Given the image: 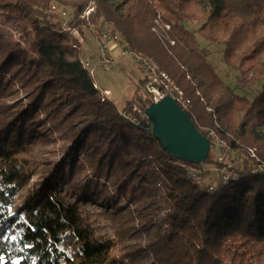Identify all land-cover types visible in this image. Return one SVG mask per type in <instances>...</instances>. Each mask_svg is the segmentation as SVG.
<instances>
[{"label":"trees","instance_id":"trees-1","mask_svg":"<svg viewBox=\"0 0 264 264\" xmlns=\"http://www.w3.org/2000/svg\"><path fill=\"white\" fill-rule=\"evenodd\" d=\"M92 2L113 34L180 87L197 130L210 128L231 152L251 148L264 161V0H0V10L30 19L27 43L38 57L27 62L13 46L0 50V78L16 68L11 80L32 86L33 96L31 104L18 101L0 116V264H264V169L249 161L224 166L209 150L202 165L219 176L201 187L189 176L200 164L162 150L135 92L121 110L101 102L66 31L79 25ZM53 3L73 9L65 30L52 23ZM157 17L168 32L155 24ZM185 24L199 26L204 41L223 44L225 63L239 71L243 87L258 85V93L248 99L224 90ZM44 113L69 123L62 141L70 148L54 174L37 173L35 141L44 140L38 131ZM223 169L228 181L221 179ZM88 170L99 174L104 189L93 196L73 183ZM110 189L112 202L105 197ZM86 201L117 213L119 203L132 207L135 240L144 235L148 245L130 249L128 262L113 259L114 243L92 227L80 204Z\"/></svg>","mask_w":264,"mask_h":264},{"label":"rangeland","instance_id":"rangeland-1","mask_svg":"<svg viewBox=\"0 0 264 264\" xmlns=\"http://www.w3.org/2000/svg\"><path fill=\"white\" fill-rule=\"evenodd\" d=\"M107 2L108 4H115L117 0H107ZM52 6L56 7L55 11L49 12V15L53 17L52 23H58L61 26L63 25V29L65 30L68 23L73 20V9L58 3H53ZM88 7H91L90 13L88 14L87 12L88 15H84L85 13L82 12V15H80L79 25L74 28L69 27L66 31L70 33L80 47V60L91 64L89 71L91 72L94 84L99 87L100 90H106L109 92H107L108 95L100 93V101L102 102L103 99L110 100L118 107L119 110H121L124 104L130 100L132 92H135L136 96V93L138 92L137 90L139 89L138 83L141 79V75L135 62L128 59L126 56H120L118 49L114 47H112L113 49L110 54L113 53V56L116 59L115 65L108 70V68L99 64L98 58L101 54L98 48V38L101 37L100 34L104 28H107L109 31L113 29H111L112 27L103 19L102 12L97 9V6L93 2L89 3L86 8ZM86 8L84 9V12H86ZM158 24L159 27L162 25L165 32L170 30V28L167 30L161 21ZM185 28L194 34L196 38L195 40H197L198 50L207 54V62L214 70L219 80H221L224 90L230 91L233 95L246 96L248 99H251L258 93V85L252 87L251 89L243 87L238 80L240 78L239 71L234 66L231 67L225 63L222 56L223 44L220 42L209 43L204 41L197 32V29L199 28L197 25L185 24ZM158 30H160V28H158ZM160 32H162V28ZM26 34H28V36L32 35L29 18L23 17L20 14H9L0 10V50L5 47L13 46L16 50L25 53L27 62L36 61L38 58L37 54L30 46H28V38ZM115 35L117 38L119 37L117 32H115ZM165 40H169V38H166ZM117 42L120 43V41ZM171 42L172 41L170 40V44ZM1 61L2 60H0V63ZM15 71L16 68H13L9 74L3 75L2 78H0L1 117L9 113V110L13 107L14 103L20 101L24 106H26L28 103L31 104L33 98L32 86H24L18 81L11 80L13 78L12 76L15 75ZM29 74L31 73L28 72L27 76ZM70 110L72 109L66 108L65 112L69 113ZM16 112H18V110H16ZM52 118L53 116L47 120V114L44 113L38 119L40 128L38 129L39 134L44 136V140L37 139L35 141V156L38 162V174H44L47 172L54 174L60 165L59 163L66 157L70 148V143L62 141L63 134L69 128V123L65 124L62 118H59V120H52ZM135 124L138 125L139 122ZM143 125L144 127H148V123ZM50 129L52 136H50L48 132ZM200 129L203 133H207L210 130V128L205 127H201ZM44 131L48 132L47 136L43 135ZM259 132L264 133V127H260ZM217 138L220 141H224L219 137ZM221 149L222 150H212L211 148L210 151L213 152V159H217L218 162L223 163L224 166L227 167H234L237 163L240 165V163L245 161L255 164H258L257 162L261 161L253 149L251 150L253 151L255 158L251 157L248 149L244 150L246 153L240 155L231 152L229 147ZM261 162L264 163V161ZM196 170L197 171H190L189 176L190 174H193V177H190L192 179L194 178L195 182L204 188L209 186L211 182H216L219 176L218 172L213 167H210V165L203 166L200 164V168H196ZM228 174L230 173L228 172L226 175ZM94 177H96V179ZM97 178L99 179V174L96 171L88 170L84 175L78 177L73 183L76 186H86L87 193L85 196H93L104 190L102 187V181H97ZM100 178L102 177L100 176ZM102 180L104 179L102 178ZM59 189H62V187ZM113 194L114 191L111 189L105 191L106 200L112 202ZM80 204H82L85 207L84 209L90 214V224L95 228L98 235L113 241V259L128 262L129 255L131 253L130 249L134 248L136 250H144V248L148 245L149 241L144 235H142L141 239L135 240L134 233L138 230L139 225L136 219H133L134 221L130 220L132 216L133 218L135 216V212L132 207L127 208L124 203H119L120 210L117 213L114 209H109L102 205H91L90 202L87 201L80 202ZM156 217L162 218V214L157 213ZM124 229H130L131 232L124 233ZM153 232H156V228L153 229Z\"/></svg>","mask_w":264,"mask_h":264},{"label":"built area","instance_id":"built-area-1","mask_svg":"<svg viewBox=\"0 0 264 264\" xmlns=\"http://www.w3.org/2000/svg\"><path fill=\"white\" fill-rule=\"evenodd\" d=\"M91 7L86 8V12L84 15H88L90 13ZM56 7L51 6V11H55ZM88 12V14H87ZM159 17L155 20V24L159 26ZM169 30V25L164 24ZM63 26V25H62ZM68 30V28H66ZM164 29V28H163ZM101 37L98 38V48L100 51L101 56L98 58L99 64L101 66L108 68V70L115 65V58L113 56V53L110 54L112 47L118 49L120 56H126L128 59L133 60L136 64V67L141 75V84L138 86L139 89L136 93L137 99L141 100V103H144L147 107L150 105L160 101L161 99L165 97L172 98L177 106L181 108L184 112L187 110L188 102L184 98L183 91L172 81L170 76L165 72L162 71L161 68L158 67V65L153 61L152 58L144 56L141 53L135 52L134 50H131L128 45L122 41L121 39L117 38L115 34H113L111 31H109L107 28H104L102 30V33L100 34ZM117 41H120L117 42ZM173 41L171 42V45H173ZM118 53V54H119ZM82 62L83 68L87 69L89 71V68L91 67V64L89 62ZM97 65V64H96ZM90 75L91 72L89 71ZM94 87L100 92L104 93L105 95H108L106 90H100L99 87H97L94 84ZM109 93V92H108ZM103 96V95H102ZM104 100V99H103ZM137 101V100H136ZM138 103V102H137ZM207 111H210V109L207 108ZM138 123V122H137ZM199 132L202 130H198ZM200 132V133H201ZM205 133V132H204ZM205 137L209 139L210 143V149L212 150H222L221 148L227 147L226 141H220L215 134L213 130H209L207 133H205ZM217 136V137H216ZM209 149V150H210ZM248 152L251 154V157L255 158L253 151L248 149ZM260 162V161H259ZM257 162L258 165V171H262L264 169V163L263 162ZM222 171L221 179L223 181H228L230 178V174L226 175L228 172ZM191 177H193V174H190Z\"/></svg>","mask_w":264,"mask_h":264},{"label":"water","instance_id":"water-1","mask_svg":"<svg viewBox=\"0 0 264 264\" xmlns=\"http://www.w3.org/2000/svg\"><path fill=\"white\" fill-rule=\"evenodd\" d=\"M144 116L151 124L152 137L171 158L190 164H202L208 158L209 139L172 98L165 97L150 105Z\"/></svg>","mask_w":264,"mask_h":264},{"label":"snow or ice","instance_id":"snow-or-ice-1","mask_svg":"<svg viewBox=\"0 0 264 264\" xmlns=\"http://www.w3.org/2000/svg\"><path fill=\"white\" fill-rule=\"evenodd\" d=\"M3 260V257L2 256H0V261H2ZM17 264H19V262H17Z\"/></svg>","mask_w":264,"mask_h":264}]
</instances>
